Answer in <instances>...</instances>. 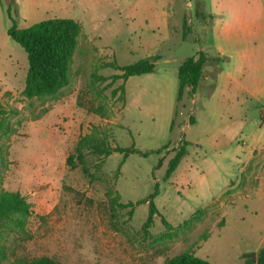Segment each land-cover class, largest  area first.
Masks as SVG:
<instances>
[{
	"label": "rangeland",
	"instance_id": "rangeland-1",
	"mask_svg": "<svg viewBox=\"0 0 264 264\" xmlns=\"http://www.w3.org/2000/svg\"><path fill=\"white\" fill-rule=\"evenodd\" d=\"M0 0V102L17 109L0 186L31 204L28 234L0 235L9 264L41 256L59 264H165L191 252L210 264H257L264 248V0ZM51 18L81 25L70 85L59 99L23 95L29 64L8 35ZM244 29V31H243ZM204 52L209 62L195 93L179 99L178 67ZM158 56L155 71L122 80L105 63L126 66ZM92 126L111 143L143 153L108 156L102 180L90 179L66 159ZM187 155L165 180L173 148ZM159 151V152H157ZM92 158V157H91ZM96 158L91 159V163ZM119 170V172H118ZM112 189L109 196L106 183ZM155 215L142 226L149 204Z\"/></svg>",
	"mask_w": 264,
	"mask_h": 264
},
{
	"label": "trees",
	"instance_id": "trees-1",
	"mask_svg": "<svg viewBox=\"0 0 264 264\" xmlns=\"http://www.w3.org/2000/svg\"><path fill=\"white\" fill-rule=\"evenodd\" d=\"M14 4L15 0H10L9 11ZM80 33L81 25L72 18H51L25 28H19L16 20L13 19V24L8 29V35L25 50L28 58L29 68L22 92L27 99L42 97L59 99L66 94L65 90L71 83V69ZM157 60L158 56L153 55L126 66L109 62L105 63L104 67L113 68L119 73L110 77L97 76L95 73L92 76L99 80H111V82L122 80L123 84L118 90L124 93V82L131 76L153 73ZM208 62L209 59L206 54L200 52L196 56L186 58L179 65V99H181L186 87L192 93L196 92L200 81L204 78V68ZM18 113L17 109H7L0 102V133L8 139L16 133L17 127L12 125L7 118L17 116ZM111 138L108 129L92 126L87 134L78 139L73 152L66 159V164L71 169L80 168L83 174L90 179L102 180L96 177L95 172H92V166L99 171L106 158L111 154L118 152L123 154L125 158L133 153L148 155V153H143L135 147L123 148L119 145H113ZM188 145L187 141H181L179 145L173 148L174 154L169 160L165 180L172 176L181 160L187 155ZM7 154V149L3 144L0 145V170L7 168ZM91 157L96 158V161L91 163ZM106 187L110 196L112 189L108 183H106ZM156 195L157 192L147 199L127 204L119 203L116 196L111 197V209L116 211L119 208H131V214L136 206L148 203L149 215L142 226V230L149 232L154 223L155 215L161 216L153 200ZM31 215V204L24 195L16 191L6 190L0 186V235L14 233L26 236ZM161 221L167 229L171 228L170 223L162 216ZM243 258L246 259L247 264H250V258L247 255H244ZM255 260L257 264H264V248L257 252ZM0 261H8L7 249L2 244H0ZM9 264H59V262L52 257L41 256L31 261L16 259ZM165 264L210 263L191 252H183L170 258Z\"/></svg>",
	"mask_w": 264,
	"mask_h": 264
},
{
	"label": "crops",
	"instance_id": "crops-1",
	"mask_svg": "<svg viewBox=\"0 0 264 264\" xmlns=\"http://www.w3.org/2000/svg\"><path fill=\"white\" fill-rule=\"evenodd\" d=\"M243 31H244V29H243ZM255 32L257 33V38H259V33L264 35V26L256 27ZM256 60L259 63L264 64V58L262 57V52L259 55L256 56Z\"/></svg>",
	"mask_w": 264,
	"mask_h": 264
}]
</instances>
